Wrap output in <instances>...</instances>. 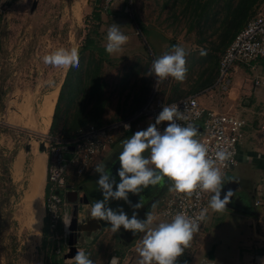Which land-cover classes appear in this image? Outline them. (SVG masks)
<instances>
[{"label": "rangeland", "instance_id": "374dc122", "mask_svg": "<svg viewBox=\"0 0 264 264\" xmlns=\"http://www.w3.org/2000/svg\"><path fill=\"white\" fill-rule=\"evenodd\" d=\"M238 2L239 0H139L132 3L127 13L117 12L110 16L100 13L102 0H84L79 6L77 16L74 17L73 0H2L0 78L8 73L16 76L14 72H19L23 80H30L31 76L40 82L34 87L39 85L40 88L45 86L53 89L57 85L61 95L55 124L49 136L65 135L74 128L107 126L120 121L140 110L153 94L160 95L167 101L197 95L203 105L209 101L208 95L203 92L214 83L224 50L245 22L264 10V0L256 3L249 17L239 27H235L231 23L232 11ZM113 23L121 26V31L129 40L121 52L110 56L105 52V45L107 29ZM145 45L148 47L145 48ZM174 45L184 47L188 53L186 79L178 82L169 77L157 83L156 77L149 75L151 65L155 59L171 51ZM59 47H76L79 50V67L57 68L44 64L43 56ZM202 50L207 55L202 56ZM245 69L249 76L254 77L253 71L248 67ZM49 81L54 83L50 85ZM35 82L31 79L32 84ZM233 82L232 77L231 87ZM1 100L2 93L0 105ZM211 103V109H217L216 100H211ZM250 134L249 142L240 148V164L249 159L251 152L254 155L261 154L255 159L253 157L254 163L263 161V146H256V142L260 140L259 136L254 134V142ZM21 137V146H29V156L37 153L45 138L23 133ZM125 139L128 138L119 135L113 146H122ZM117 148L121 147H115L114 150H120ZM10 159L11 155L0 158V264H74L72 258L77 254L76 248L73 247L78 236L77 213L85 214L83 207L78 203L79 196L87 201L84 188L89 179H75L71 174L67 177L70 188L67 202L71 207L76 205L73 206V215L76 213L77 219H70V236L60 253L54 254L53 245L46 234V223L37 235H33L27 226L30 209L25 207L28 193H23L22 188L21 224L13 219V212L20 208V200L17 202V198L12 196L15 193L14 187L7 179L6 168ZM245 169L248 170L249 178L239 175L240 171L246 172ZM256 171L245 163L231 172H224L233 180L223 185L221 199L232 190L234 195L229 203L240 204L241 210L253 209L252 201L256 193H253L252 185L258 174L259 190L262 175V170ZM233 181L240 184L237 185ZM170 185L158 196L157 208L152 211L155 225L166 222L158 215L164 200L172 192ZM235 187L237 191H234ZM8 195L11 197L10 203ZM112 201L109 200L111 206ZM205 222L213 225L212 227L218 224L222 230H227L226 238L230 245H234V241L239 238L237 234L246 233L247 241L245 237L244 240L241 239V252L248 253L257 261H252L253 264H260L263 260L259 258L257 249L261 235L258 227L256 235L259 237L255 238V228L253 227L252 233L251 226H246L241 217L224 212L209 213L197 234L205 236L209 233V242L212 241V227L207 226ZM102 232L94 236L93 240L87 241L86 246L78 245V249L86 248L85 252L94 264H109L114 255L119 258V264H133L134 257L130 252L133 244H121L119 236L111 231L110 226L103 234ZM99 237L100 242L97 243ZM195 251L190 242L178 264H201L205 254H194ZM51 254L55 257L51 258Z\"/></svg>", "mask_w": 264, "mask_h": 264}, {"label": "clouds", "instance_id": "9594fccd", "mask_svg": "<svg viewBox=\"0 0 264 264\" xmlns=\"http://www.w3.org/2000/svg\"><path fill=\"white\" fill-rule=\"evenodd\" d=\"M106 40L105 52L111 56L123 50L129 37L121 31L120 25L113 23L107 29ZM187 55L184 47L174 45L171 51L153 61L149 75H154L157 83L169 77L183 82L188 71ZM201 55L207 53L202 50ZM42 59L44 64L57 68L79 67V50L76 47H59ZM53 83L49 81L50 85ZM187 119L178 104L163 105L155 123H150L146 129L122 141V151L118 156L119 183L106 165L95 168L100 174L96 184L103 200H94L90 216L108 222L113 233L119 232L121 227L132 231L134 235L144 233L137 248L140 256L138 264H177L178 258L200 230L201 222L207 218L208 210L224 211L234 195L229 190L221 199L223 185L233 180L222 171V166H227L226 162L233 158L234 151L230 150V146H220L214 156L210 155L209 148L197 138L199 129L191 123L184 125L178 122ZM163 122H167V126L161 131L157 126ZM165 178L171 181L170 190L178 193H209L208 207L195 216L177 212L169 222L152 226L154 217L151 212L146 214V219L141 220L135 211L129 217L123 208L112 209L107 206L109 200H124L133 209H139L143 206L141 200L132 204L128 194H139L149 186L161 184ZM152 207L155 208L156 204ZM64 223L67 225L70 220ZM72 260L74 264H94L83 249H78ZM109 264H119V258L112 256Z\"/></svg>", "mask_w": 264, "mask_h": 264}, {"label": "crops", "instance_id": "0c3cea01", "mask_svg": "<svg viewBox=\"0 0 264 264\" xmlns=\"http://www.w3.org/2000/svg\"><path fill=\"white\" fill-rule=\"evenodd\" d=\"M245 70V67L241 66H237L234 69V82L230 89L229 96L225 100L224 111L240 116L247 121L248 127L244 140V143H247L249 142L248 135L251 133V131L253 132L252 134H250V136L254 138V134H257L256 128L258 124L264 122V92H262L261 89H255L253 86V78L255 76H260L264 73V62H261L259 64L256 72L253 71L255 73L254 77L249 76L247 74L248 72H246ZM14 73H16V76H11L8 73L0 78V93H2V100L0 105V158H4L8 155H11V159L9 160V163L6 168L8 176L7 179L9 183L11 182L12 186L14 187L15 193L12 196L18 199H15L17 202L20 200L18 202L20 203V208L17 211L13 212L15 213V218L13 219H15L18 224H21V188L23 193H25L26 191L27 193H29L28 196L33 195V192L30 191H32L33 189V184H36L35 187L38 190V204L42 211L41 218L37 222V227L32 226L31 216H29L31 215L30 213L32 211H38L35 203L27 202L26 208L30 209V211H28L29 222L27 226L31 230L33 235H37L39 234V231L41 232V229L44 227V218L46 215L45 193L47 184L46 166L48 156L45 151L40 150H38L35 155L32 153L33 155L29 156V154L31 155V152H29V146H27L26 144H23V146H21V133L32 134L36 137H46L49 133H51L54 111L58 103L59 88L57 87V85L53 89L52 87L45 86L40 88L39 85L38 87H34V85L40 84V82L36 80V78H32L30 76V80H23L21 78V73ZM31 79L36 82L32 84ZM53 98V105L49 115L47 116L48 124L45 129V134H41L40 129L43 127L42 114L47 103ZM211 100L212 99H209L207 103H204L203 107L211 109V107H213ZM119 145L115 146L121 147L117 148L120 149L117 151L114 150L115 147L113 145L106 148V150H104L96 158L93 170L82 179L84 180L88 178L89 182L84 188L86 193L85 198L87 199V201H84L82 196H79L80 202L78 203L81 204V206L83 207L85 214L82 215L81 213H77L78 231L76 235L78 236H76V239L73 243V247L76 248V251L78 250V245L86 246L85 243L87 241L93 240L94 236L98 235L102 231L103 234L104 231H106V229L110 226V224L106 223L105 221L92 218L90 216V208L91 205L94 203V200H103L102 192L101 190H99L96 184L100 175L95 171V168L98 165H106V167L111 171V175L115 177L117 183H119V177L117 175V170L120 167L118 156L122 151V146ZM147 154L148 153H145V155ZM253 157L255 159L258 156L254 155L251 152L249 159L245 163L249 164V166L254 168L255 171L257 170L256 172H261V170L264 168V161L261 162L259 160L255 161L254 163L252 161ZM245 163L239 164V167H241ZM245 171L246 172L238 171L239 175H241V177H248V170L245 169ZM256 176L257 179L256 181L254 179V185H252L254 189L253 193H256L257 191L258 180L260 178L258 174ZM233 182L237 185L240 184L239 182ZM170 184L171 181H168L167 178H165V180L158 185L159 189H161L158 195L153 194L150 196H145L146 189H143L139 194L129 193V200L132 202V204H136L140 202V200L143 201L146 197L152 199L155 196H161V194L166 191L165 189L168 188V185ZM234 191H237L236 187ZM10 198V195H8V203H10ZM158 200L159 198L156 200L155 208L152 207L151 209H147L145 212L142 213L139 212V209H133L132 207H130L129 204L126 203L124 200H113L111 202L112 206L109 202L107 206L112 209L123 208L129 217H131L133 211H135L137 214V218L143 220L146 219V214L148 212L152 213V211L157 208ZM14 204H16V202ZM73 206L75 207L76 205H72L71 207V205L69 204V207L72 208V213L70 211L71 219L73 218L72 220H75L77 218L76 213L73 215ZM252 208L253 209L251 210H241L242 206L240 204L228 203L226 205V209L221 212H224L227 215L241 217L242 221L245 220L246 226H251L250 228L252 230V233L254 230L253 227L255 228L254 236L255 238H257L259 237L256 235L257 210L253 207V201ZM207 213L209 214L216 212H213L209 209ZM162 219L166 221L164 218ZM210 221H212V218L210 219ZM210 221L208 220V223ZM208 223L205 222L207 226H213ZM152 226H155L154 222ZM226 232L227 230H222L221 226L217 224L212 227V241L209 242V233L205 236L197 235L193 238L191 244L192 248L196 250L194 254H205V256L203 257L204 260L201 264H251L252 261H255L254 263H256L257 261L248 253L241 252L243 250V247L241 246V239L244 240L245 237V240L247 241L246 233L245 235L237 234L239 238L234 241V245L236 244V246H234L228 244ZM117 235L119 236V240H121V244L124 245L123 242H125L127 246L129 244H133V247L130 249V252L131 256L134 257L133 264H138L140 256L137 252V248L141 244V240L144 236V233H137L134 235L132 231L125 230L123 227H121L119 232H117ZM139 235L141 236L139 237ZM100 237L97 243L100 242ZM85 249L86 248H84L83 250L85 251Z\"/></svg>", "mask_w": 264, "mask_h": 264}, {"label": "built area", "instance_id": "2783aa9c", "mask_svg": "<svg viewBox=\"0 0 264 264\" xmlns=\"http://www.w3.org/2000/svg\"><path fill=\"white\" fill-rule=\"evenodd\" d=\"M137 1L139 0H103L101 9L107 15H114L117 12L127 13L132 3ZM261 62H264V12H259L248 21L235 36L220 59L216 80L203 92L209 99L216 100L217 109L203 107L197 95L167 101L160 95L153 94L140 110L110 125L89 126L83 131L80 130L72 139L46 136L41 142L48 156L44 223H46L48 239L53 245V253L59 254L70 236L71 222L67 225L64 223L71 219V210L66 199L70 190L67 177L71 174L73 178L80 179L91 172L96 158L106 148L112 146L119 135L130 138L135 132L146 129L150 123H155L163 105L178 104L179 109L188 117L187 120L178 122L184 125L191 123L199 129L197 138L209 148L210 155L214 156L215 150L220 146H230L234 156L226 162L227 166H222L223 172H231L238 168L240 148L244 143L248 124L244 118L224 111L225 100L229 96L234 69L237 66H244L256 72ZM253 86L264 92V73L253 78ZM166 126L167 122H163L157 127L163 131ZM256 132L260 139L256 142V146L259 144L263 146L264 161V122L258 124ZM252 139L254 141V138ZM260 186L256 191L253 207L257 210L256 226L261 233L257 249L261 250L259 258L264 261V168ZM209 199L210 194L206 192L187 195L172 190L170 196L164 200L159 216L167 222L177 212L195 216L208 207ZM184 253L178 258L177 264L182 260Z\"/></svg>", "mask_w": 264, "mask_h": 264}, {"label": "trees", "instance_id": "16d2710c", "mask_svg": "<svg viewBox=\"0 0 264 264\" xmlns=\"http://www.w3.org/2000/svg\"><path fill=\"white\" fill-rule=\"evenodd\" d=\"M2 0H0L1 2ZM11 2H15L17 0H9ZM97 1V0H96ZM263 0H239V2L236 4L237 6L233 9L232 11V16H233V20L231 21L232 24H234L235 27H239L248 17L249 15L251 14L252 12V9L253 7L255 6L256 3L258 2H261ZM103 2V0H102ZM102 5V4H101ZM101 8V6H100ZM101 11V12H100ZM98 10V12L100 13H103L102 10ZM259 12H264V10L262 11H259ZM258 14V12L256 13V15ZM256 15H254L253 17H251L250 19H248L245 24L243 25V27L236 33V35L245 27V25L247 24L248 21H250L251 19H253ZM235 35V36H236ZM234 36V38H235ZM234 38L232 39V41L234 40ZM231 41V42H232ZM231 42L229 43V45L231 44ZM228 45V46H229ZM227 46V47H228ZM148 46L145 45V48H147ZM226 50V49H225ZM224 50V52H225ZM223 52V54H224ZM222 54V55H223ZM222 57V56H221ZM221 59V58H220ZM220 62V61H219ZM218 67H219V63H218ZM217 75H218V69H217ZM217 78V76H216ZM216 80V79H215ZM60 95H61V90L59 92V97H58V101H59V98H60ZM58 105V103H57ZM57 105H56V108H55V111H54V116H53V123H52V127H51V131L54 127V124H55V119H56V112H57ZM90 126H95V127H100V125H90ZM89 126L87 127H80V128H74V130H71V131H68L65 133V135H59L57 137H62L63 139H72L76 136V134L80 131V130H85L86 128H88ZM87 174L84 175V177L86 176ZM83 177V178H84ZM45 197H46V193H45ZM47 234V233H46ZM259 254L262 253L261 250H259ZM55 256L53 254H51V258H54Z\"/></svg>", "mask_w": 264, "mask_h": 264}, {"label": "bare ground", "instance_id": "6f19581e", "mask_svg": "<svg viewBox=\"0 0 264 264\" xmlns=\"http://www.w3.org/2000/svg\"><path fill=\"white\" fill-rule=\"evenodd\" d=\"M84 0H73V16L76 17L77 16V12L79 10V6L81 5V3L83 2ZM72 16V17H73ZM53 101H54V98L51 99L47 105L45 106V109H44V112L42 114V117H43V127L40 129V133L41 134H45V129L47 127V124H48V121H47V116L49 115L50 113V110L52 108V105H53ZM37 129V128H36ZM29 132V131H28ZM35 145V144H34ZM45 154V153H44ZM35 155V154H34ZM36 159V158H35ZM38 159V158H37ZM40 160V159H39ZM16 180V179H15ZM36 184H33V189L32 191L30 192H33V195H29L28 198H27V201H26V205H27V202H33L35 203L36 207H37V212H34L32 211L29 215L31 216V221H32V226L33 227H37V222L38 220L41 218V209L39 207V204H38V190L36 189ZM29 194V193H28ZM32 194V193H31ZM26 208V207H25ZM30 211V210H29ZM26 214V212H25Z\"/></svg>", "mask_w": 264, "mask_h": 264}, {"label": "flooded vegetation", "instance_id": "af4514ba", "mask_svg": "<svg viewBox=\"0 0 264 264\" xmlns=\"http://www.w3.org/2000/svg\"><path fill=\"white\" fill-rule=\"evenodd\" d=\"M161 191V189H159L158 185L157 186H149L148 188H146V193L145 196H150L153 194L158 195L159 192ZM158 199V196L153 197L152 199H150L149 197L144 198V200L142 201V207L139 208V212H145L147 209H151L152 205L155 203L156 204V200Z\"/></svg>", "mask_w": 264, "mask_h": 264}, {"label": "water", "instance_id": "95a60500", "mask_svg": "<svg viewBox=\"0 0 264 264\" xmlns=\"http://www.w3.org/2000/svg\"><path fill=\"white\" fill-rule=\"evenodd\" d=\"M39 150H40V151H45V146H44L43 143H40V145H39ZM45 152H46V151H45Z\"/></svg>", "mask_w": 264, "mask_h": 264}]
</instances>
